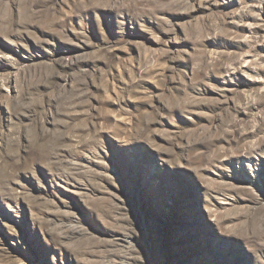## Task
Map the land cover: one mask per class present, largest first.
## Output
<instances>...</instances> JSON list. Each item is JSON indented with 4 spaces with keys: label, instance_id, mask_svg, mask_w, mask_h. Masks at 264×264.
I'll use <instances>...</instances> for the list:
<instances>
[{
    "label": "rangeland",
    "instance_id": "1",
    "mask_svg": "<svg viewBox=\"0 0 264 264\" xmlns=\"http://www.w3.org/2000/svg\"><path fill=\"white\" fill-rule=\"evenodd\" d=\"M0 264H264V0H0Z\"/></svg>",
    "mask_w": 264,
    "mask_h": 264
}]
</instances>
